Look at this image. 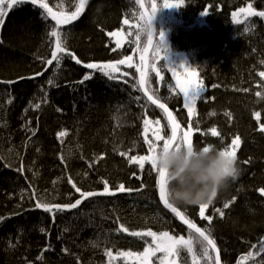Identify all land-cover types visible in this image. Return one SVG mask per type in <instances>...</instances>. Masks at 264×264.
Segmentation results:
<instances>
[{
  "label": "trees",
  "instance_id": "16d2710c",
  "mask_svg": "<svg viewBox=\"0 0 264 264\" xmlns=\"http://www.w3.org/2000/svg\"><path fill=\"white\" fill-rule=\"evenodd\" d=\"M144 2L152 15L153 6L159 10L155 16L156 31L164 33L169 50L164 61H154L156 37L146 86L158 90L157 95L168 104L182 128L186 130L191 119L196 129L198 122L199 131L192 137L194 146L222 150L237 135L242 141L236 151L239 176L205 210L206 215H213L215 208L224 212L223 218L214 214L211 224L221 262L264 264V253L259 252V241L264 238V195L259 192L264 188V132L259 131V125L264 124V75H261L264 73V18L240 12L249 5L256 11H264V0H166L180 5L179 8H160L165 0ZM48 3L53 11L68 14L75 11L79 0H48ZM40 11L26 2L8 10L0 26V81H16L0 84V120L14 124L17 114L21 116L27 104L38 98L45 99V93L48 96L39 112L30 114L38 128H34L35 136L29 135L41 143L42 151L33 149L31 157L26 155V146L22 147L19 139L22 128H1L4 133L0 130V264H140L139 254L148 246L145 240L151 243V237L141 239L123 231L117 233L121 224L129 232L151 229L183 235L185 239L189 231L163 212L157 193H152L148 185L142 181L134 185L125 177V160L148 155L144 119L153 122L146 134L148 139L153 138L156 120L162 127L160 134H169L163 112L147 102L140 89L132 87L139 80L138 69L142 68L141 57L148 39L147 32L144 36L139 33V22L130 18L132 11L139 12L138 3L88 0L77 19L61 26L67 32L68 50L83 63L77 64L66 55L58 70L54 62L47 66V71L41 59L51 58L46 29L50 31L47 25L55 22L48 18L46 23ZM202 11L209 14L204 15ZM245 25L251 27L250 32L245 31ZM131 29L133 36L127 34ZM109 32L119 35L108 37ZM116 39L121 41L119 48L115 46ZM129 56L132 67L127 63L119 65L120 71L114 73L117 79L111 81L99 71L83 66L115 63ZM168 61L175 66H190L188 71L180 73L181 79L189 81V73H194V80L202 81L208 89L207 102L197 101L196 115L192 118L183 108L182 96L176 95L170 103L166 101L169 93L164 83L175 84L171 71L162 67ZM39 72L43 75H35ZM90 72L91 79L78 83ZM48 74L54 78L50 88H47ZM33 76L34 79L29 78ZM1 94L12 99L7 112L3 107L6 98L2 101ZM136 96L141 97L139 102ZM142 105L146 106V113ZM255 113L260 114L258 119ZM213 127L219 136L211 135ZM60 132L66 135L58 137ZM12 141L19 143L15 145ZM21 164L22 173L17 171ZM148 169L146 163L143 172ZM69 177L82 191H103L102 180H107L113 190L121 183L125 188L138 189L141 184L145 187L139 193H117L114 197L120 205L109 201V196L90 197L78 209L57 213L54 223L43 209L18 202V197L28 192L32 200L61 205L73 203L81 197L68 183ZM83 181L87 184L83 185ZM230 201L229 208L224 209V203ZM178 206L197 226H208L198 215V205ZM42 211L44 215L38 220ZM159 212L169 217L170 226L161 223L163 217ZM41 228L45 231L41 232ZM27 238L31 239L30 247L26 244ZM192 246L199 256L201 249L196 239ZM105 249H111V260ZM83 250L85 255L78 253ZM119 252L130 255L120 256ZM184 256L191 260L189 254ZM159 257H164V253L157 252L150 258V264H159ZM170 260L171 256L165 264ZM200 264H205L202 257Z\"/></svg>",
  "mask_w": 264,
  "mask_h": 264
},
{
  "label": "snow or ice",
  "instance_id": "6c2138e0",
  "mask_svg": "<svg viewBox=\"0 0 264 264\" xmlns=\"http://www.w3.org/2000/svg\"><path fill=\"white\" fill-rule=\"evenodd\" d=\"M30 3L34 8H37L40 11L41 19L45 20L46 23L48 21V18H51V21H54L55 24L51 25L48 24L47 28L50 29L48 31L46 29V42L49 45L50 48V59H41V63L46 65L44 68V71H47V66H52L55 62V70H58L60 68L62 60L65 58V56H69L72 59L75 60L77 64H82L83 62L75 56V53H72L67 48V32L63 31L61 26L71 24L73 20L77 19L80 14L82 13L85 5L87 4L88 0H79V3L75 6V11H72L71 13L65 14L62 12H56L53 11V8L49 5L48 0H0V26L4 23V18L6 16V13L8 10L12 9L13 7L23 5L24 3ZM133 3H140V0H132ZM143 5H141L142 7ZM179 8L180 5L178 4H171L167 3L166 0L163 2L160 6V8ZM159 8V9H160ZM153 15L147 17L144 19L143 25L141 30L147 32L148 34V43H153V37H158L156 41V55L154 56L155 59H161L165 60L166 57L169 55V50L164 43L165 36L163 32H157L153 25V20L156 16L157 8L153 6ZM241 13H245L246 16L249 17H261L264 18V11H256L252 8L251 5L248 6V9H240ZM202 14L207 15L209 12L202 11ZM235 13H233V17L235 18ZM124 23L127 24L128 21L124 20ZM239 23V21H237ZM119 34L116 32H109L107 33L108 37H117ZM121 44L120 39L115 40V46L116 48H119ZM115 50V49H113ZM163 53V55H161ZM131 57H127L126 59L118 60L115 63H106V64H98V63H87L83 66L86 69L99 71L104 77H107L108 80H115L117 77L114 75V73H117L120 71L119 65L126 64L129 68L132 67L131 63ZM141 60L143 61V57H141ZM162 67L168 71H171L172 78L175 80V85L168 84L167 87L170 92L175 91L177 95L182 96L183 99V108L187 109V114L189 118H192L196 115V103L198 100L204 99L205 102H207V97H205V93L208 91V89L204 86L203 82H197L195 80L187 81L182 80L180 77V73L185 71L186 68H190V66L186 65H180L175 66L172 64L171 61H168L167 64L163 63ZM55 70L53 75H55ZM179 70V71H178ZM138 71H140V77L139 80L132 85L134 89H140L143 91L144 96L146 98L147 102H150L151 105H155L158 109H160L164 116L167 119V125L169 127V134L162 135L159 134V131H153L152 133V139H148L147 132L149 131V126L153 122L144 119L143 120V131L145 133L144 135V143L147 145V152L148 155H141V156H133L129 160V163H135L138 165L141 172H143L145 164L147 163L150 168V174L155 173L157 177V187H158V193H159V199L163 203V206L165 209L170 210L171 213H173L179 220L183 222L184 225H187V229L189 231L188 239H185L183 235L179 236H173L170 235L169 232L163 231V232H154L151 229L147 231H132L129 232V230L124 227V225H120L119 228L116 229V232L119 233L121 231L128 233L129 235L133 237H140L141 239H145L146 237H151V243H148L147 240H145V243L148 244V246L144 249L142 253L139 254L140 258V264H150V258L156 256L157 252H163L164 257L157 258L159 260V264H165V261L168 260V257H172V260L168 261V264H175V257L179 255V252L181 250H184L187 254L191 255L192 264H200L201 257L204 259L205 264H220V255H219V249L216 247V241L212 237L211 233V224L213 220V215L218 213L220 218L224 217V212L220 208H215L213 215H206L205 210L209 209V207L213 204L215 196L213 200L209 203H201L198 204L199 206V217L208 222V226L206 228H201L197 226V224L189 219L185 215V211H182L180 207L169 199L168 195V180L167 175L162 170L158 169L156 167L154 156L155 153L163 146L165 148H170L172 146L179 147L181 144L188 146L191 148L193 145L192 137L194 135L195 131H199L198 122H197V128H193V124L191 122V119L189 120V123L187 124V129L181 127L179 122H177L175 116L173 113L169 110L167 103L163 102V99L157 95L158 90H151L150 86L146 87L148 85V80L146 77L145 72L142 68H139ZM194 74V73H193ZM35 75H43V72L36 73ZM93 73H86L83 78L78 82L80 84H83L84 81H87L91 79ZM125 75H127L125 73ZM157 75H159V71H157ZM261 75H264V73H261ZM30 79H34L35 77H29ZM20 79H24V77H21ZM161 80H163V77H160ZM16 81H0V84H14ZM49 85H53V79L49 78L48 82ZM124 83H127L125 80ZM215 87V85L213 86ZM259 95V93H257ZM47 97V93H45V100ZM141 99L140 96H136L135 100L139 102ZM214 99V97L212 98ZM12 102V99L10 98L8 100V103L10 104ZM29 107L32 108H39L40 105H32L30 103ZM145 108V113L147 111L146 106H141ZM28 109H25V112H27ZM57 111H60V109H57ZM215 113H212L214 115ZM259 113H255L256 118H259ZM157 126H159L160 121L156 120L154 122ZM31 124V121H27L25 127L27 131H30L32 133V136H35L36 131L28 127V125ZM162 131V130H161ZM212 136H219V132L215 127H213L211 130ZM259 131L264 132V124L259 125ZM65 132L58 133V137L65 136ZM203 135V133H201ZM31 139V137H29ZM241 138L239 135L235 136L230 144L223 148L222 154L225 156H228L232 158L233 160H237L236 157V151L239 148V145L241 143ZM205 151H208L211 146H205L203 147ZM38 151V149H37ZM122 156H127V153L121 152ZM63 160V157H61ZM244 163H248V161H244ZM17 171L23 172V164H21V167L17 169ZM135 175V173H133ZM137 179H140V177H137ZM55 183V181L53 182ZM68 183L72 185V187L75 189L76 192L80 193V199H76L73 203H67V204H51L48 202H42L41 200L37 199L35 202V208H41L45 213H49L52 216L53 223L55 222V217L57 213H63L67 210L72 209H78L81 203L84 200L89 199L90 197H97V196H110L114 197L117 195V193H132L133 191L139 193L141 192L145 185L141 184L140 188L138 189H132V188H125V185L123 183L116 186V188L113 190L109 186V182L107 180H102V183L104 185L103 191L96 192V191H82L79 187L76 186L75 183H73L71 177L68 178ZM259 192L261 195H264V188L259 189ZM35 193H33V196ZM23 198V194H22ZM32 197H30L31 199ZM235 199V198H233ZM230 202H225L223 205L224 209L229 208ZM19 214V213H17ZM117 217V221H118ZM41 232H44L45 229L41 228ZM64 231H68L67 228L64 229ZM195 234V236L193 235ZM193 239H196L197 242L200 245V255L198 256L195 252L192 241ZM261 247L259 248L260 253H264V238H261L259 241ZM154 245V247H153ZM93 246H97L93 244ZM253 247H256L253 245ZM48 249H45L47 251ZM65 252H67V249H64ZM105 254L109 257V259H112V252L111 249H105ZM118 255L127 257L130 255V253L127 252H119ZM251 255V253H249ZM41 257H38L40 259ZM243 259V258H242Z\"/></svg>",
  "mask_w": 264,
  "mask_h": 264
},
{
  "label": "clouds",
  "instance_id": "9594fccd",
  "mask_svg": "<svg viewBox=\"0 0 264 264\" xmlns=\"http://www.w3.org/2000/svg\"><path fill=\"white\" fill-rule=\"evenodd\" d=\"M154 161L166 173L169 199L176 205L209 203L227 191L240 174L239 162L216 148L162 146Z\"/></svg>",
  "mask_w": 264,
  "mask_h": 264
},
{
  "label": "bare ground",
  "instance_id": "6f19581e",
  "mask_svg": "<svg viewBox=\"0 0 264 264\" xmlns=\"http://www.w3.org/2000/svg\"><path fill=\"white\" fill-rule=\"evenodd\" d=\"M139 6V5H138ZM146 6V5H145ZM147 8V7H146ZM140 9V8H139ZM140 12H141V10H140ZM141 14H142V12H141ZM151 14V13H150ZM143 15V14H142ZM152 15V14H151ZM144 17V16H143ZM145 19V18H144ZM154 20H155V18H154ZM155 23H156V21H155ZM148 40V39H147ZM147 44V43H146ZM146 48V47H145ZM145 51V50H144ZM144 59H145V55H144V58H143V61H144ZM143 61H142V69H143ZM149 65H150V58H149ZM148 70H149V67H148ZM147 76H148V73H147ZM47 77L48 78H50L51 77V75H47ZM52 79H53V82H54V78H53V76L51 77ZM53 85H54V83H53ZM53 85H49L48 83H47V88H50V87H52ZM147 87V86H146ZM141 93H142V91H141ZM169 93V92H168ZM2 95V99L4 98V95L3 94H1ZM142 95L144 96V94L142 93ZM48 97V96H47ZM145 97V96H144ZM169 97V96H168ZM173 97H176V95L175 96H172L171 98H173ZM5 98H6V100H5ZM2 101H6V103L3 105V107H4V110L7 112L9 109H7V108H11V104H9L8 103V98H7V96L5 97ZM146 99V98H145ZM17 100V99H16ZM44 101H45V99H43V98H38V99H35V100H32L30 103L32 104V105H36V104H39L40 105V107L42 106V104L44 103ZM168 103H170L169 102V100H166ZM30 103L29 104H27V106L24 108V109H22L21 110V112H20V114H21V116L19 115V113L17 114V116H16V118H15V121L13 122L14 124H12V123H9L6 119L5 120H0V130L2 131V129L1 128H3V129H6L7 130V128H22V130H20V137H19V139L21 138L22 140L20 141L21 143H22V147L23 146H26V148H25V150H26V155L28 156V154H29V156L31 157V155H32V150L33 149H38V151L37 152H40V151H42V147H41V143L39 142V141H36V140H34L33 138H31V139H29V137H31L29 134H32L30 131H27L26 130V127H25V125H26V123H27V121H31V124L30 125H28V127H30L31 129H33L34 130V128H38V124L37 123H35V125L33 124V120H32V118L31 117H33V115H30L31 113H34V112H39V108L37 109V108H32V107H29V105H30ZM150 103V102H149ZM74 104V103H73ZM74 106L76 107V109H78L79 107H78V105L77 104H74ZM153 106V105H152ZM167 106H168V104H167ZM153 107H155V106H153ZM157 108V107H156ZM168 108H169V110L172 112V110L170 109V107L168 106ZM25 109H28V111L27 112H25ZM158 109V108H157ZM160 110V109H159ZM173 113V112H172ZM173 115H174V113H173ZM175 116V115H174ZM166 118V117H165ZM176 118V117H175ZM167 120V119H166ZM63 125H66V124H63ZM64 127V126H63ZM65 128H67L66 126H65ZM2 133H4L3 131H2ZM11 138H14L15 139V137H11ZM10 138V139H11ZM12 142H15L14 144L15 145H17L18 143H19V141H12ZM126 162H125V167H124V172H125V177H126V179H128L131 183H133L134 185L135 184H137L138 183V181H142V182H144L146 185H148L150 188H151V190H152V193L153 192H156L157 193V195H158V199H159V193H158V187H157V183H156V181H157V178H156V180H154V177H156V175H155V173H151L150 174V169H148V170H146V171H144V172H141V170L139 169V167L137 166V165H135V164H133V163H129V160H125ZM133 173H135V175H133ZM137 177H140V179H137ZM108 179H110V177L108 176ZM82 184L83 185H85V184H87L85 181H83L82 182ZM95 189V188H94ZM23 197H25L24 196V194H23ZM110 197V196H109ZM108 197V198H109ZM107 198V199H108ZM109 201H111V202H114V204H117V205H120V202L115 198V197H110V199H109ZM18 202H20V203H23V204H25V205H27L28 207H31V208H34V209H39V208H35V202H36V200H32V199H26V197L25 198H22V194L20 195V197H18ZM159 202H160V205H161V207H162V210H163V212L166 214V215H169V216H172V217H174L175 218V220H176V223L179 225V226H181V227H183V228H186L187 229V227H185V226H183L182 224H181V222L179 221V219L173 214V213H171L168 209H165L164 208V206H163V204H162V202L160 201V199H159ZM161 214L160 212H159V214L160 215H162V217H163V221L161 222L162 224H165V225H171L170 224V222H171V220L169 219V217L168 216H166L165 214ZM40 215L38 216V220H39V218H41V216H43L44 215V213H43V211L41 212V213H39ZM41 222H44V221H41ZM172 223V222H171ZM14 240H18L17 238H14ZM13 240V241H14ZM31 239L30 238H27L26 239V244L30 247V245H31V241H30ZM133 240V239H132ZM15 242V241H14ZM218 249V248H217ZM78 253H82V254H84L85 255V253H86V251L85 250H83V251H81V252H78ZM186 252L185 251H183L182 252V254L180 253V255L183 257L184 256V254H185ZM190 255V254H189ZM219 255H220V252H219ZM190 257H191V255H190ZM220 264H222V262H221V256H220Z\"/></svg>",
  "mask_w": 264,
  "mask_h": 264
},
{
  "label": "rangeland",
  "instance_id": "374dc122",
  "mask_svg": "<svg viewBox=\"0 0 264 264\" xmlns=\"http://www.w3.org/2000/svg\"><path fill=\"white\" fill-rule=\"evenodd\" d=\"M130 18H131L132 20H136V21L139 22V33H140L142 36H144L146 32L141 30L142 25H143V22H144V17H143V15L141 14L140 9H139V12L132 11V12L130 13ZM250 30H251V27H250L249 25H245V31H246V32H250ZM127 34H128L129 36H133V35H134V31H133V29L128 30V31H127ZM143 58H144V57H143ZM186 70L188 71L187 68H186ZM186 70H185V71H186ZM192 80H194V75L191 74V73H189V81H192ZM168 84H172L173 86H174L175 84H173V83H164V88L167 90V92H169V97H168L167 100H170L171 97L177 95V93H176L175 91L170 92L169 89H168V87H167ZM179 96H180V95H179ZM180 97H181V96H180ZM153 128H156V129H154V131H159V134H160V131H161V128H162L161 126H155V125H154ZM24 196L26 197V199H30V195H28V192H25ZM25 197H23V198H25ZM183 251H184V250H183ZM183 251H180V253L182 254ZM180 253H179L178 256L175 257V264H192V260H190V259H189L188 257H186V256H183V257H182V256L180 255ZM176 258H178V259H176ZM187 260L189 261V263H187Z\"/></svg>",
  "mask_w": 264,
  "mask_h": 264
},
{
  "label": "water",
  "instance_id": "95a60500",
  "mask_svg": "<svg viewBox=\"0 0 264 264\" xmlns=\"http://www.w3.org/2000/svg\"><path fill=\"white\" fill-rule=\"evenodd\" d=\"M138 5H139V8H140V10H141V12H142V14H143V16H144L145 19H146L147 17H149V16H152V15L150 14V12L148 11V9L146 8L144 0H140V3H138ZM141 5H143V6L141 7ZM153 25H154V28H155V30H156V23H155V20H153ZM155 41H156V37H153V43H152V44H149V43H148V40H147L146 48H145V51H144L145 59H144V61H143V71L145 72L146 77H147L148 67H149V58H150L151 52H152V50H153V48H154ZM141 91H142V90H141ZM142 93H143V91H142ZM143 94H144V93H143ZM153 106H155V105H153ZM155 107H156V106H155ZM162 204H163V203H162ZM169 211H170V210H169ZM178 219H179V218H178ZM179 221L181 222V224H182L183 226L187 227V225H184L183 222H182L181 220H179Z\"/></svg>",
  "mask_w": 264,
  "mask_h": 264
}]
</instances>
